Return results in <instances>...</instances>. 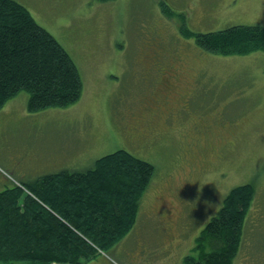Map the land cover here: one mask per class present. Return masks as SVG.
I'll return each instance as SVG.
<instances>
[{
	"label": "rangeland",
	"instance_id": "374dc122",
	"mask_svg": "<svg viewBox=\"0 0 264 264\" xmlns=\"http://www.w3.org/2000/svg\"><path fill=\"white\" fill-rule=\"evenodd\" d=\"M16 1L68 52L83 88L76 103L37 112L27 109V91L7 100L0 111V191L86 170L124 149L150 162L153 177L134 227L83 264H183L198 252L201 231L228 192L252 183L231 264H264V52L214 54L181 33L182 25L196 32L264 26V0ZM164 68L175 90L163 109L184 105L188 96L187 111L135 119ZM196 124L206 131L198 138Z\"/></svg>",
	"mask_w": 264,
	"mask_h": 264
},
{
	"label": "trees",
	"instance_id": "16d2710c",
	"mask_svg": "<svg viewBox=\"0 0 264 264\" xmlns=\"http://www.w3.org/2000/svg\"><path fill=\"white\" fill-rule=\"evenodd\" d=\"M181 33L214 54L264 52L260 25L208 32L182 25ZM82 88L77 66L56 38L23 4L0 0V109L22 91L29 93L30 112L66 107L80 99ZM153 174L150 162L118 149L86 170L44 174L3 189L0 264H83L107 253L134 227ZM254 195L252 183L232 188L201 231L197 255H186L183 264H231Z\"/></svg>",
	"mask_w": 264,
	"mask_h": 264
},
{
	"label": "flooded vegetation",
	"instance_id": "af4514ba",
	"mask_svg": "<svg viewBox=\"0 0 264 264\" xmlns=\"http://www.w3.org/2000/svg\"><path fill=\"white\" fill-rule=\"evenodd\" d=\"M180 55L176 56L174 59H179ZM153 61V60H150ZM170 68H164L163 70L159 71L157 76L155 77L156 81L154 80L153 82H155V84L153 83L150 87H148L146 89V91H148L147 95H152V97L150 98V102H149V106L147 107H143L142 108V114L140 115V117H135V119H142L144 117H146V120H150L151 118H157L158 116L160 117L163 112H166L168 115H166V117H168L169 115H172L174 117V115L177 114H181L182 111L185 110V112L187 111L186 109H188V105H189V98L188 96L185 97V104L184 105H176L178 102H176L173 105L174 108L176 110L172 111L173 108L171 109H163V105H165L166 103H168V98H169V94H171L172 91H174L175 89L171 86V77L172 75H170ZM188 104V105H187ZM165 115V114H164ZM204 126L200 127L199 125H195L194 128V132L197 135V138L204 132H206L203 129Z\"/></svg>",
	"mask_w": 264,
	"mask_h": 264
},
{
	"label": "crops",
	"instance_id": "0c3cea01",
	"mask_svg": "<svg viewBox=\"0 0 264 264\" xmlns=\"http://www.w3.org/2000/svg\"><path fill=\"white\" fill-rule=\"evenodd\" d=\"M3 107V108H2ZM1 107L0 111H4L5 107H7V104H4L3 106ZM11 107V106H10ZM0 180H2V176L0 175ZM11 181V180H9ZM12 183V182H11ZM16 184V183H14ZM13 186V185H12Z\"/></svg>",
	"mask_w": 264,
	"mask_h": 264
}]
</instances>
